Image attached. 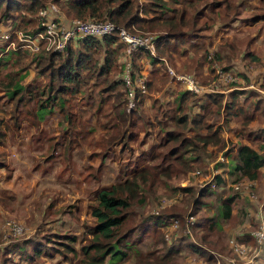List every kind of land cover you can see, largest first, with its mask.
Wrapping results in <instances>:
<instances>
[{
  "label": "rangeland",
  "instance_id": "rangeland-1",
  "mask_svg": "<svg viewBox=\"0 0 264 264\" xmlns=\"http://www.w3.org/2000/svg\"><path fill=\"white\" fill-rule=\"evenodd\" d=\"M141 1L131 0V8L138 10ZM185 1L172 0L170 5L175 6L176 10L156 6L155 11L161 9L165 17L171 13L177 17ZM235 1L234 11L229 12L224 19L215 21L209 36L204 35V30L196 25L197 23L193 25V30L179 24L178 28L182 29V42L176 44V49L173 50L162 43L163 53L159 54L155 47L156 53L164 56L175 71L190 73V46L184 41L208 39L210 43L207 47L213 53L210 63L215 61L219 65L222 64L224 58L221 57V53L225 51L223 47L232 48L234 52L230 54L232 61L230 68L237 73L238 78L235 81L237 83L244 81L239 71L246 70L247 79L253 81V85L248 87L253 89L255 83L262 86L260 83H264V0ZM47 2H54L59 12L64 14L55 0H38L34 10L12 8L0 17V22L6 21L11 28L29 30L35 25L38 7ZM161 20L154 19L150 26L143 23L133 24L134 30L137 31L134 33H150L156 38L160 35L165 37L168 28L161 26ZM32 23V27H29ZM223 41L227 43L221 45ZM4 44L5 42L1 47ZM251 47L261 55L263 59L261 62L247 60L241 55L244 49ZM19 49L21 52L11 53V60H6L10 58L8 52ZM181 49L185 51L181 52ZM41 50L43 48L34 52L19 47L9 48L7 52H3L0 63V131L2 130L3 134L0 155L2 151L4 157L2 164L0 163V178L1 172L7 171L10 167L8 178L13 182L0 183V264H98L91 261L89 256L93 253V248L86 246L92 238L90 225L94 221L90 214V205L95 202L97 189L110 188L116 184L112 182L130 179L136 173L142 176L144 188L138 189L142 200L137 199L139 195L137 194L126 207L125 218L114 237L118 234L125 235L128 242L125 246L119 245L125 250V256L116 260L114 264H141V261L137 263L135 255L142 258L154 246L161 248V243L157 241L158 233L164 230V227L160 226L161 219L159 225L152 224V218L146 219L147 222L143 220L147 214L160 218V215L153 213L155 210L159 213L194 215L195 220L190 225L191 239L212 254L208 263L201 255L196 257L195 260H198L199 264H228L232 262L231 259L235 263L240 261L241 259L231 252L218 247L221 243L224 244L227 235L231 233L230 226L232 229L241 227L243 217L239 213L236 214L235 202L232 203L228 217L222 218L217 214L215 224L209 232L205 233L206 230L201 228H192V225L198 216H214L220 198L233 191L228 187L213 188L219 191V196L209 188L199 192L212 172L211 164L219 165L223 170L231 164L233 147L227 151L228 141L230 143L242 140L264 151V134L260 133L258 127V125L264 127V112L252 113L246 128L240 125L239 115L231 117V125L228 126L219 118L222 115L220 109L217 113L213 112L209 119H216V123L222 124L219 133L224 130L227 133L226 144L218 147L212 145L215 149L210 156L200 157L196 161L189 160L194 154L191 150H184L187 145L182 141L170 149L176 142L173 139H166L167 128H159L157 118L154 116L156 112L152 98L156 97L163 103L161 108L167 107L172 104L173 91L180 88L177 84L168 85L169 76L164 69L157 70L160 74H166L164 84L157 78L153 80L152 77L153 81L149 87H146L141 97L139 95L138 103L133 98L129 105L128 98H125L123 91L121 92L119 108L124 107L127 113L126 120L121 122L112 107L116 101V94H113V91L119 85L109 88L107 81L120 77L122 66L117 62L112 63L111 67L114 69L112 68L105 78L95 83L91 82L94 81L93 78H89L86 84H80L82 87L79 90L66 92L63 105L72 118V121L68 122L57 106L58 101H54L55 107L51 111H45V107H41L39 111L42 114H39L33 109L34 96L31 99L20 96L16 101L17 94L13 97L8 95L7 87L13 81L12 77L17 75L14 71L18 70L22 74L16 79V82L21 84H28L32 78L39 77L35 73V57ZM45 60L42 59L40 64ZM138 62L136 70L142 69L145 65L144 71L147 75L151 65L148 58L141 56ZM9 70L13 72L10 74ZM236 82L232 81L225 85H236ZM225 85L220 86L222 88L226 87ZM47 90L45 89L44 97L48 96ZM260 95L263 96L261 92L256 94ZM228 98V93L223 92L221 105ZM51 99L53 98H47L45 103H50ZM238 102H242L241 97L238 98ZM157 116L159 117V114ZM172 128L179 137L191 133L190 130H184L178 125ZM248 128L252 130L248 131ZM235 131L241 132L240 135L237 136ZM221 137L223 141V136ZM179 152L182 158L177 156L175 160L173 156ZM219 155L223 156V160L218 158ZM21 164L23 166H20ZM19 166L25 172L31 166L33 169L37 168L39 177L37 176V180L34 178L32 182L29 175L24 172L21 178L30 183H20L19 178L18 182L14 183V172L19 171ZM226 178L232 179V176L226 172ZM182 186L188 187L187 190L183 191ZM196 198L203 199L204 202L197 204ZM161 199H164L165 204L158 207ZM252 210L253 207L249 212ZM250 219L253 218L248 216L246 221ZM12 224L18 225L19 230L14 231L10 227ZM201 233L204 235L200 236ZM214 241H217V245L213 244ZM33 246L35 250H32ZM192 253L191 250L181 247L179 253L169 256L164 264L175 262L180 264L183 261L194 260L191 259L195 257ZM261 259L264 264V255Z\"/></svg>",
  "mask_w": 264,
  "mask_h": 264
},
{
  "label": "trees",
  "instance_id": "trees-1",
  "mask_svg": "<svg viewBox=\"0 0 264 264\" xmlns=\"http://www.w3.org/2000/svg\"><path fill=\"white\" fill-rule=\"evenodd\" d=\"M55 1L60 5L65 14L59 12V16L109 19L117 24L123 25L126 29H130L133 32L135 31L133 24L143 23L150 26L154 19H162L161 26L167 27L168 30L165 33L167 34L165 37L160 35L155 40L156 51L159 54L163 53L161 48L162 43L169 49L173 50L176 49V44L182 42V29L178 28L179 24L185 25L188 30H193V25L197 23L196 25H199L200 28L204 30V35L209 36L210 30L215 21L224 19L229 12L234 11L236 5L235 0H186L185 4L178 12L177 17L172 13L170 16L165 17L166 15H163L161 9H159L160 11H155V8L156 6H162L166 9L176 10L175 6L170 5L172 0H142V4L140 3L141 6L138 7V10L131 8V0ZM37 2L38 0H28L27 2L26 0H0V17L12 8L32 11ZM33 23L29 27H32ZM193 32H196L195 29ZM184 42L186 45L190 46V73H193L199 82H208L210 76L207 72H202V68L203 66H207L208 70H211L209 64L210 59L207 57V51L209 49L207 46L210 43V40L196 38L194 41ZM226 43L227 41H223L221 42V45H225ZM223 48H225V51L224 53H221V57L224 59L220 65L223 69L227 70L232 66L230 54L234 51L232 48L228 49L227 46ZM251 48H249L250 50L244 49L241 55L246 57L247 60L255 61L256 63H259V61L261 62L263 60L261 55L256 53L253 47ZM122 49L123 43L118 39L114 31L100 37L84 36L78 38L75 41L69 42L62 51L43 49L37 52V56L35 57V73L39 75V77L36 76V78H32L28 84H21L17 83L16 79L20 75L22 76V74L18 70L14 71L17 75L12 77L13 81L9 84V87H7L8 95L13 97L17 94L16 101L20 96L24 99H31L34 96L33 109L39 114L41 113L39 111L41 107H45V111H51L55 107L54 101H58V108L63 112L66 120L71 122L72 118L68 114L67 108L63 105V99L66 97V92L79 90L82 87L80 84H86L89 78L94 79V81H91L92 83L105 78L106 74L108 75L113 68L111 67L112 63L116 64L117 62V64L122 66ZM19 51L21 52L20 49L17 51H11L10 53L8 52L10 58L6 60H11V53H18ZM180 51L184 52L185 49H181ZM94 52H96V55H93ZM2 56L3 54L0 55V63ZM141 56L147 57L151 64L150 71L146 77V87H149V84L155 78L164 84L166 81V74H160L157 71L158 68L163 70V63L158 57L152 55L147 56L140 48L135 49L131 55L133 71H137V63H139L138 61H140ZM42 59L46 60L40 64ZM11 64L12 63H10V65ZM8 72L11 74L13 71L9 70ZM8 72H6V74ZM246 72V70L239 71V74L243 76L244 81L241 83L234 81L237 84H231L230 89L226 91L229 98L225 100L222 105L220 103L223 96L222 91L203 90L201 92H195L183 87L177 88L173 91V97L171 99L172 104L167 107L161 108L163 103L156 97L152 98V104L155 105L156 113L154 116L157 118V125L159 128L166 127V139H173V141L176 142L170 147L171 150L182 141V143L187 145L184 150H191L192 154H194L189 160L196 161L200 157L210 156L215 149H213L212 145L218 147L226 144V140L223 139L222 141V137L219 135L222 124L216 123V119H209V116L213 112L217 113L219 112V109L222 111V115L219 118L224 122V125H228V120L231 117L234 118L235 114L239 115V123L243 128H246L248 125L252 113L264 112V97L261 95L256 96V94H258L256 88L253 87L252 89L246 86V83L249 80L247 79L248 76ZM107 84L109 88H115V85H119L113 91V94H116V101L112 104V107L115 109V115L122 122L127 118L126 109L124 107L119 108L122 91L126 98L125 87L119 76L108 80ZM260 84L264 87V83ZM45 89H48L47 97H44L43 95L45 94ZM141 94V92L135 89V102H139L140 99L138 100V98L139 95L141 97ZM49 97H52L53 99H51L50 103L46 104L45 100ZM239 97L242 98L241 103L238 102ZM49 100L50 99H48V101ZM132 113L133 112H131V114ZM157 114H159V117ZM165 120L169 122L168 126L167 121ZM213 124L215 125L213 126ZM176 125L184 130H190L191 133L179 137L176 131L172 128ZM258 127H260V133L264 134V127L260 125H258ZM252 128H248V131H251ZM235 133L239 136L241 132L237 133V131H235ZM2 136L3 134L1 130L0 142H2ZM214 142H218L219 144L217 145ZM228 144V147H226L227 151L233 147L231 164L227 166V171L232 178H256L258 183L261 182V179H264V151L258 149V147H254L249 142L242 140L237 142L231 141L230 143L228 141ZM227 151H224V153ZM181 152H179L178 155H174L173 158L175 160L177 159V156L182 158ZM0 156V163L2 164L4 160L2 151ZM215 179L219 182L221 179L219 174H215ZM112 183H116L112 185L113 188L100 187L97 189L95 202L90 205V214L94 218V221L90 225L92 238L86 246H91L93 248L94 251L89 256L91 257V261L98 264H114L116 260L125 256V250L121 247L125 246L128 242L125 239V235L118 234L115 237L114 235L116 231H118L122 220L125 218L126 207L133 199H135L137 194H139L137 199L142 200V195L138 193V189L142 190L144 188L140 173H136V175L130 179L125 178L122 181ZM151 184L152 183H149V185ZM187 188L188 187L186 186H182L183 191H186ZM207 188L211 189V191H215L219 196V191L213 189L214 187H210L208 182L199 189V192H204ZM220 199V204L216 208L214 216L204 215L196 217V221L192 225V228H201L202 230H206L205 233L209 232L215 224V217L217 214L222 218L228 217L232 210V203L235 202L237 204L236 214L239 213L240 216L243 217L241 227H234V229H232L230 226L229 232L231 233L227 235L224 244L221 243L218 245V247L226 249L233 254L228 242V237L230 235H233L239 241L253 244V239L249 234V230L256 224V221L253 214L249 212V209L255 206V202L249 199L244 192L235 190L225 194ZM195 202L199 204L200 202H204V200L196 198ZM203 206H205V204H203ZM147 216L144 217V221L148 218H152V224L159 225V218L156 216L151 217L149 214H147ZM248 216L253 219H250L247 222L246 218ZM223 229L225 230L224 227ZM158 234L157 241L161 243V248H155L152 243V246L154 247L151 248L152 250L148 251L145 256L138 258L135 255L137 263L138 261H141V264H164L169 256L179 253L181 247H183V249H189L193 252L192 254H195V257L191 258L194 259L191 260L193 263H199L195 258L200 255L204 257L206 263L212 258V254L208 249L200 246L196 241L188 237L186 233L179 232L178 234L173 235L169 240L163 238L161 231ZM202 235L204 234L201 233L200 236ZM208 242L211 243L210 241ZM216 242L217 241H214L213 244L217 245ZM120 244L122 245L119 246ZM32 250H35L34 246L32 247ZM228 264L233 263L231 262Z\"/></svg>",
  "mask_w": 264,
  "mask_h": 264
},
{
  "label": "built area",
  "instance_id": "built-area-1",
  "mask_svg": "<svg viewBox=\"0 0 264 264\" xmlns=\"http://www.w3.org/2000/svg\"><path fill=\"white\" fill-rule=\"evenodd\" d=\"M35 25L29 30H21L11 28L5 22H0V55L3 52L13 48H23L31 52L37 51L39 48L50 49L53 51H62L66 45L84 36L100 37L110 34L114 31L118 39L123 43L122 49V69L120 78L125 87L128 104L132 103L135 97V89L139 92L146 91V70L145 65L138 71H133L131 55L132 52L140 48L144 53L158 57L163 63V69L168 77V85L177 84L180 87L201 92L203 90L218 91L223 90L221 84L225 85L229 82L237 80V73L231 68L225 70L221 65L212 61L210 64L211 70L207 66H203L204 72H207L210 79L206 83L199 82L193 73L177 72L173 69L167 59L158 55L155 51L156 36L150 33H134L126 29L123 25L116 24L109 19L100 18H83L79 16L64 17L59 16L58 7L54 2H47L40 5L35 15ZM12 30V31H11ZM4 46L1 47L2 43ZM212 50L208 49L207 57L210 59ZM144 57V56H142ZM146 63V61H144ZM147 64V63H146ZM253 85V81L248 83ZM227 88L231 86L225 85ZM264 95V92H262ZM223 160V156H218ZM219 161V160H216ZM211 173L204 182H208L210 187L231 188L235 191L244 192L249 199L255 202L252 214L256 224L249 230V234L253 239V244L239 241L233 235L228 237V242L233 251V255L241 259L233 264H262L264 255V189L260 190L256 178L240 177L235 179H227V167L223 170L219 165L211 164ZM197 172V170H196ZM215 174H219L221 179L219 182L215 179ZM203 182V183H204ZM202 183V184H203ZM165 204L164 199H161L158 207ZM155 215H160L161 224L164 227L162 236L165 240H169L173 235L179 232L186 233L192 238L190 225L195 220L194 215L186 214L179 215L176 213H159L158 210L153 212ZM14 231L19 230V226L12 224L10 226ZM260 258V259H259ZM180 264H199L191 261H183Z\"/></svg>",
  "mask_w": 264,
  "mask_h": 264
},
{
  "label": "crops",
  "instance_id": "crops-1",
  "mask_svg": "<svg viewBox=\"0 0 264 264\" xmlns=\"http://www.w3.org/2000/svg\"><path fill=\"white\" fill-rule=\"evenodd\" d=\"M202 72H204V68H202ZM251 81V79H249L248 80V82L246 83V86H248V83ZM254 88H256L257 89V91L258 92H264V87H262V86H257V84L255 83L254 84ZM222 89L223 90H218V91H222V92H225V91H227L228 89H230V88H227V87H222ZM264 96V95H263ZM230 119H229V121H228V126H230L231 125V123H230ZM221 134V136H223V139H225L226 138V135H227V133H225V130L223 131V132H221L220 133ZM226 134V135H225ZM229 138V137H228ZM226 140V139H225ZM233 154V153H232ZM20 166H23L22 164L20 165ZM20 166H19V171H16V172H14V183H17L18 182V178H19V182L20 183H30V182H27V181H25L23 178H21V175L25 172V171H22L21 170V168H20ZM37 169V168H36ZM36 169H33L32 168V166L30 167V169L28 170V171H26L25 173H27L28 175H29V177L31 178L30 180L33 182L36 178H37V176L39 177V172H37V170ZM1 170V169H0ZM8 170H10V167H9V169ZM3 171V172H1V178H0V183H13L12 182V179L11 178H8V175H9V171ZM18 170V169H17ZM32 171V173H30ZM32 176H35V177H32ZM35 178V179H34ZM37 180V179H36ZM84 181L82 180V183H83ZM258 185H259V189L260 190H263L264 189V179H262V181L261 182H259L258 183Z\"/></svg>",
  "mask_w": 264,
  "mask_h": 264
}]
</instances>
